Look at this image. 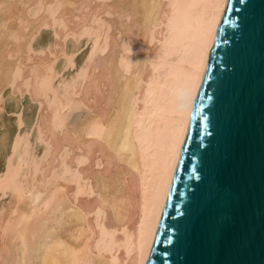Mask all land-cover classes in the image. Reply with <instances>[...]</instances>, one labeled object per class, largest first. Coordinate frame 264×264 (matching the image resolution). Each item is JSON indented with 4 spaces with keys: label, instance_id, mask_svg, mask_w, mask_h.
<instances>
[{
    "label": "bare ground",
    "instance_id": "1",
    "mask_svg": "<svg viewBox=\"0 0 264 264\" xmlns=\"http://www.w3.org/2000/svg\"><path fill=\"white\" fill-rule=\"evenodd\" d=\"M214 2L0 0V264L146 263Z\"/></svg>",
    "mask_w": 264,
    "mask_h": 264
},
{
    "label": "water",
    "instance_id": "2",
    "mask_svg": "<svg viewBox=\"0 0 264 264\" xmlns=\"http://www.w3.org/2000/svg\"><path fill=\"white\" fill-rule=\"evenodd\" d=\"M243 3L238 30L231 10L217 28L145 264H264V0Z\"/></svg>",
    "mask_w": 264,
    "mask_h": 264
},
{
    "label": "snow or ice",
    "instance_id": "3",
    "mask_svg": "<svg viewBox=\"0 0 264 264\" xmlns=\"http://www.w3.org/2000/svg\"><path fill=\"white\" fill-rule=\"evenodd\" d=\"M212 13L207 18L206 21L202 24L201 27V38H200V47L198 50V61L203 62L210 51L212 44L215 42L214 33L217 31V25L222 19V14L228 11H233V16L223 17V23L228 25L229 22L238 30L241 27L242 13L245 11L246 5L241 0V6L237 7L233 5L231 0H215L211 5ZM221 33L224 32V29H219ZM221 39L224 42L228 43V38L224 35L221 36ZM199 74V65H197L196 74H193L190 77L191 84L188 86L181 97V103L179 105L181 115L187 111L188 117L190 119H195L196 116L201 115V108L203 107V102L200 104L193 105V100L196 93L193 91V88L198 87L197 75ZM211 99V98H210ZM208 117H202V120H207ZM180 126L174 129L173 134L170 138V143L168 147V164L169 167L173 170V173L178 169L179 165L182 163L181 152L182 145L186 139L185 133L188 128V121L181 120L178 122ZM168 180L171 182L176 179L175 175H168ZM183 194V193H182Z\"/></svg>",
    "mask_w": 264,
    "mask_h": 264
},
{
    "label": "rangeland",
    "instance_id": "4",
    "mask_svg": "<svg viewBox=\"0 0 264 264\" xmlns=\"http://www.w3.org/2000/svg\"><path fill=\"white\" fill-rule=\"evenodd\" d=\"M9 106V103L7 104V107Z\"/></svg>",
    "mask_w": 264,
    "mask_h": 264
}]
</instances>
